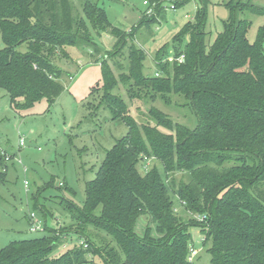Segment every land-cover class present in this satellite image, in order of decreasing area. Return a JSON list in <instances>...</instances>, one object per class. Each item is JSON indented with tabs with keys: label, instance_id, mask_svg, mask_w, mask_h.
<instances>
[{
	"label": "trees",
	"instance_id": "16d2710c",
	"mask_svg": "<svg viewBox=\"0 0 264 264\" xmlns=\"http://www.w3.org/2000/svg\"><path fill=\"white\" fill-rule=\"evenodd\" d=\"M145 2L148 10L129 31L114 26L105 9L91 0L81 18L73 16L70 0H0V88L16 110L58 98L65 87L57 56H67L68 47L88 46L103 58L102 105L129 129L87 184L85 205L65 204L72 224L11 242L0 251V264H88L92 254L105 264H195L189 260L194 228L201 230L204 244L211 240L212 264H264V26L251 43L252 23L240 16L251 6L230 2L224 31L206 45L209 1L200 0L197 24L184 27L171 45L160 49L155 74L145 75L147 53L137 49V32L160 24L167 12L163 0ZM173 5L177 9L182 3ZM101 33L117 40L104 55L94 38ZM129 43L128 73L117 77L116 60ZM23 44L26 53L18 50ZM128 82L132 101L135 87L150 88L153 101L159 95H185L198 127L192 131L175 124L154 107L148 113L155 125L138 124L125 101L113 94ZM14 157L0 149V183ZM151 158L162 162L163 172L148 169ZM177 172L187 173L190 181L176 189L170 176ZM171 194L181 199L180 208ZM143 216L156 225L157 236L151 225L138 234ZM72 233L85 241L53 257Z\"/></svg>",
	"mask_w": 264,
	"mask_h": 264
},
{
	"label": "rangeland",
	"instance_id": "374dc122",
	"mask_svg": "<svg viewBox=\"0 0 264 264\" xmlns=\"http://www.w3.org/2000/svg\"><path fill=\"white\" fill-rule=\"evenodd\" d=\"M70 1L73 16L84 17L86 0ZM91 1L105 9L114 26L129 31L138 23L140 14L148 10V6L144 4L146 0ZM173 1L182 3L175 11L171 9ZM208 1L205 16L206 45L212 44L224 31V25L231 15L227 6L230 2L251 6L240 12V16L252 23L247 37L251 43L256 41L260 27L264 26V0ZM163 2L167 7L166 19L150 29L138 31L136 35L137 49H144L147 53L143 67L145 75L155 74L156 53L171 45L174 37L184 27L197 24L198 12L202 8L200 0ZM94 35L95 43L103 49L102 55L105 54L104 50L112 51L117 44V40L110 34ZM129 46L130 43L125 49L126 54L116 60L118 65L114 71L117 77L128 73ZM18 50L26 53L28 46L23 44ZM66 52L67 56L58 55L55 60V65L64 74L60 82L65 91L54 101L49 102L43 98L30 110L17 111L8 92L0 88V149L15 156L8 161L7 176L0 183V251L11 242L39 238L70 226L72 218L65 209V204L70 202L78 207L85 205L87 184L96 178L106 153L129 132L128 126L121 120H114L111 111L102 105L103 58L98 57L93 48L88 46L68 47ZM130 84L120 83L113 94L125 101L130 115L138 124L155 125L148 113L154 107L169 115L175 124L192 131L198 127V118L185 95L170 94L168 99L159 95L153 101V91L150 88L135 87L131 89L136 97L132 101L128 94ZM96 87L101 89L98 88L91 94ZM21 139L25 140V147H21ZM147 165L148 169L155 166L163 172L162 162L156 158L148 159ZM170 177L171 181H175L176 189L182 182L190 181L189 175L184 172H177ZM171 195L180 208L178 205L182 204L181 199ZM101 212V206L94 210L97 216ZM32 213L37 217L35 221L38 231L35 232L31 230ZM188 216L192 217L185 213V217ZM150 225L152 234L157 236L156 225L151 224L148 216H143L139 221L138 234L142 236ZM91 232L94 233V230ZM91 232L87 233L92 234ZM191 232L192 244L194 243L197 252L195 264H212L208 252L211 240L204 244L205 237L199 228H194ZM84 241L83 237L72 233L53 257L61 256ZM88 264L105 262L99 254H92Z\"/></svg>",
	"mask_w": 264,
	"mask_h": 264
},
{
	"label": "built area",
	"instance_id": "2783aa9c",
	"mask_svg": "<svg viewBox=\"0 0 264 264\" xmlns=\"http://www.w3.org/2000/svg\"><path fill=\"white\" fill-rule=\"evenodd\" d=\"M145 4L147 5V2H145ZM171 9L175 11V10H176L175 5H172V6H171ZM149 13H151V10L149 11ZM169 60H170V61H173L174 58L170 57ZM183 60H184V57L182 56V57L179 59V61L182 62ZM20 145H21V147H25V146H26V144H25V140H24V139H21V141H20ZM25 184L28 185V182H26ZM36 218H37L36 215H35L34 213H32L31 216H30V220H31V223H32V224H31V230H32L33 232L38 231V230H36V229L38 228L37 225H36V221H35V220H37ZM196 253H197V252H196L194 246L192 245V246L190 247V257H189V260H190L191 262H193L194 259L196 258Z\"/></svg>",
	"mask_w": 264,
	"mask_h": 264
}]
</instances>
